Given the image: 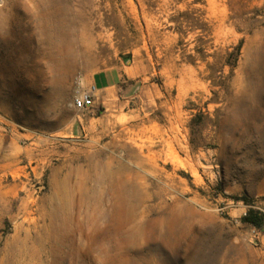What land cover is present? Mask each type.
Segmentation results:
<instances>
[{"label":"rangeland","instance_id":"1","mask_svg":"<svg viewBox=\"0 0 264 264\" xmlns=\"http://www.w3.org/2000/svg\"><path fill=\"white\" fill-rule=\"evenodd\" d=\"M249 207L264 0H0V264H264Z\"/></svg>","mask_w":264,"mask_h":264},{"label":"crops","instance_id":"2","mask_svg":"<svg viewBox=\"0 0 264 264\" xmlns=\"http://www.w3.org/2000/svg\"><path fill=\"white\" fill-rule=\"evenodd\" d=\"M120 79V73L119 72H113V71H101L98 72L93 77V85L94 92H97L99 90L103 89H109L115 86Z\"/></svg>","mask_w":264,"mask_h":264},{"label":"built area","instance_id":"3","mask_svg":"<svg viewBox=\"0 0 264 264\" xmlns=\"http://www.w3.org/2000/svg\"><path fill=\"white\" fill-rule=\"evenodd\" d=\"M94 87L88 91L80 92L73 100V105L77 109H86L94 105Z\"/></svg>","mask_w":264,"mask_h":264},{"label":"trees","instance_id":"4","mask_svg":"<svg viewBox=\"0 0 264 264\" xmlns=\"http://www.w3.org/2000/svg\"><path fill=\"white\" fill-rule=\"evenodd\" d=\"M242 199L247 201L246 198ZM242 221L260 227L264 224V214L253 207H249L245 215L242 217Z\"/></svg>","mask_w":264,"mask_h":264},{"label":"bare ground","instance_id":"5","mask_svg":"<svg viewBox=\"0 0 264 264\" xmlns=\"http://www.w3.org/2000/svg\"><path fill=\"white\" fill-rule=\"evenodd\" d=\"M52 12H53V11H52ZM54 12H55V11H54ZM50 13H51V12H50ZM50 13H49V14H50ZM52 14H53V13H52ZM60 15H61V14H60ZM51 16H52V15H51ZM53 16H54V15H53ZM53 16H52V17H53ZM58 16H59V15H58ZM59 17H60V16H59ZM64 17H65V16H64ZM45 18H46V17H45ZM53 18H54V17H53ZM64 20H65V19H64ZM47 21H48V19H47ZM49 21H50V20H49ZM51 21H52V20H51ZM54 21H55V20H54ZM56 23H57V22L55 21V25H54V24L51 25V27L54 25V26H53L54 29H51V30H52L51 32L49 31V32H50V38L53 37V36L55 37V35H59V33H60V28H59V26H58L59 23H58L57 25H56ZM63 23H64V22H63ZM63 23H62V24H63ZM65 23H66V21H65ZM65 23H64V24H65ZM47 24H49V22H47ZM60 24H61V23H60ZM47 26H48V25H47ZM47 26H46V27H47ZM68 29H69V28H68ZM62 30H63V29H62ZM46 32H47V31H46ZM46 32H45V33H46ZM67 32H68V31H67ZM69 34H70V33H69ZM59 36H60V35H59ZM46 37H47V36H46ZM47 38H48V37H47ZM47 38H46V39H47ZM50 38H48V39H50ZM61 38H62V37H61ZM51 39H52V38H51ZM60 40H61V39H60ZM64 40H66V39H64ZM56 41H57V40H56ZM62 41H63V40H61V42H62ZM51 42H52V41H51ZM57 42H58V41H57ZM61 42L59 41L60 44H61ZM55 43H56V42H55ZM59 43H58V44H59ZM53 44H54V43H53ZM53 44H52V45H53ZM59 46H61V45H59ZM64 46H65V45H64ZM57 47H58V46H57ZM55 48H56V47H55Z\"/></svg>","mask_w":264,"mask_h":264}]
</instances>
